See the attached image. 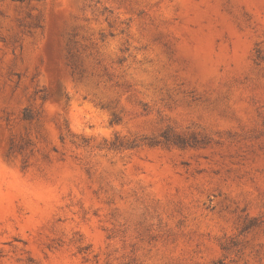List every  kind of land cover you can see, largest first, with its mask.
<instances>
[{
	"label": "rangeland",
	"instance_id": "obj_1",
	"mask_svg": "<svg viewBox=\"0 0 264 264\" xmlns=\"http://www.w3.org/2000/svg\"><path fill=\"white\" fill-rule=\"evenodd\" d=\"M0 264H264V0H0Z\"/></svg>",
	"mask_w": 264,
	"mask_h": 264
}]
</instances>
